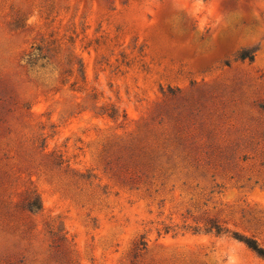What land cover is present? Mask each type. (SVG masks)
<instances>
[{"label": "rangeland", "instance_id": "374dc122", "mask_svg": "<svg viewBox=\"0 0 264 264\" xmlns=\"http://www.w3.org/2000/svg\"><path fill=\"white\" fill-rule=\"evenodd\" d=\"M263 101L264 0H0V264H264Z\"/></svg>", "mask_w": 264, "mask_h": 264}, {"label": "trees", "instance_id": "16d2710c", "mask_svg": "<svg viewBox=\"0 0 264 264\" xmlns=\"http://www.w3.org/2000/svg\"><path fill=\"white\" fill-rule=\"evenodd\" d=\"M42 50L41 48H36L29 54L28 62L31 65L36 64L40 59H42ZM44 59V58H43ZM255 59L254 51H243L239 54L238 60L240 61H249L253 62ZM83 71L82 68L80 72ZM258 108L261 112L264 113V101L258 104ZM114 118L113 115L110 116ZM29 209L40 210L41 205L39 200H35L34 202L28 203ZM207 232L215 233L217 236H221L224 234V229L217 223L212 222L211 227H209ZM234 239L238 240L239 242L243 243L250 251L255 253L261 259H264V247L261 246L254 238H249L245 236H241L239 234H233Z\"/></svg>", "mask_w": 264, "mask_h": 264}]
</instances>
